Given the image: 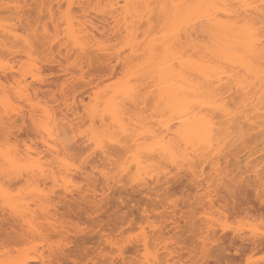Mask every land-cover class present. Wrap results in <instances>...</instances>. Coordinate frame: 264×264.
Listing matches in <instances>:
<instances>
[{"label": "snow or ice", "instance_id": "6c2138e0", "mask_svg": "<svg viewBox=\"0 0 264 264\" xmlns=\"http://www.w3.org/2000/svg\"><path fill=\"white\" fill-rule=\"evenodd\" d=\"M7 7L22 9L26 5ZM96 7L100 5L77 4L75 0H63L58 8L41 3L27 31L15 33L16 42L5 45L0 54V77L6 78L0 79V203L13 214L24 216L30 231L29 236L15 242V247L7 236L4 238L0 264H29L28 258L39 251L35 240H52L49 253L53 258L45 264H165L151 243L150 229L156 225L147 209L139 224L127 207L119 210L123 219L115 217L101 224L98 217L115 188L146 189L149 176L171 174L179 178L185 173H190L194 182L198 179L201 186L209 183L207 190L198 193L200 199L193 201L192 208L186 206L192 217L200 213L192 221L200 229L196 255L176 264H264V164L254 174L227 178L220 171L209 174L207 167H201L206 161L215 165L218 125L223 128L247 120L257 103V111L264 109V0L231 6L224 38L208 45L212 53L209 59H197L190 47L183 46V36L196 22L207 21L215 31L217 10L223 6L210 0H161L154 4L125 0L113 5L135 9L142 20L147 17L144 38L137 36L143 49L137 59L155 85H148L155 100L151 110L138 98L147 89H137L128 73L116 81L118 92L103 90L102 96L98 92L82 106L74 99V93L83 87L80 81L85 79L83 68L77 70L80 53L87 54L89 46L80 25V10ZM128 15L125 13V23ZM93 46L112 51L103 39ZM128 47L123 42L117 50ZM186 67L191 69L190 79ZM53 76L60 79L53 82ZM230 96H239V101L229 103ZM261 117L264 123V111ZM32 133L35 138L29 146L27 137ZM37 140L44 145L39 151ZM125 177L126 182L121 183ZM217 185L231 192L230 201L235 197L241 204H247L242 196L254 192L261 204L260 215L249 217L223 205L205 203L206 199L215 200L213 189ZM57 195L73 201L84 197L81 203L89 213V223L76 227L97 233L101 239L87 259L79 255L59 259L72 245L48 236L43 228L40 213L51 207ZM175 204L167 199L166 207L171 211ZM225 233L232 237V248L221 247L224 241L219 237ZM250 246L258 247L260 254L249 252ZM132 247H136L137 256L129 259L126 250ZM233 250L236 259H211L213 253L223 251L231 257ZM167 264H173L172 260Z\"/></svg>", "mask_w": 264, "mask_h": 264}, {"label": "bare ground", "instance_id": "6f19581e", "mask_svg": "<svg viewBox=\"0 0 264 264\" xmlns=\"http://www.w3.org/2000/svg\"><path fill=\"white\" fill-rule=\"evenodd\" d=\"M9 1V0H8ZM24 1H26V0H24ZM23 1V2H24ZM33 2H34V4H32L31 5V8H33V9H35L36 7H32L33 5H39V4H41V3H45V2H50L49 4H53L54 3V5L55 4H61L62 2H63V0H53V3H51L52 2V0H47V1H45V0H32ZM59 1H61V2H59ZM28 3H30V0H28L27 1ZM27 2H24V4L26 5V7H27ZM56 2V3H55ZM75 2L77 3V4H84V5H89V4H96V5H100V7H96L95 9H93L92 8V13H90L91 11L89 10V12H87L88 10H86V9H88V8H85V9H81L80 10V13H82L81 15L83 16V20L82 21H80V25H81V27H83V29H84V31H85V39L87 40V42H88V48H87V50H86V53L87 54H85V53H80V57H81V64L80 65H78L77 66V70L78 71H80V69H81V67L83 68V71L81 72V75L83 76V77H85V78H89L91 75L90 74H93V73H91L90 71H91V67H92V64H94V63H97L98 61H101L103 58L105 59V60H107V62H108V64H110V60L112 59H114L113 61H116L118 64H117V68L118 69H120V71H118V73L120 74V75H118V73L116 74L115 72H117V68L116 69H114V67L112 68V66H110V65H108V66H110L109 68H108V70H116V71H111V72H113V73H115L116 75H114V74H112L111 72H109L108 73V71L106 70L105 72H103V74H110V75H105V77L107 76V77H109L111 80H113L112 79V77H114V76H116V77H118V78H115L116 79V81H119L120 80V78H121V76H123L125 73H128V75H129V77L133 80V81H135V87L137 88V89H141V90H144V89H147L146 91H142V93L140 94V96L138 97L139 98V100H140V103L143 105V104H147L148 105V107H149V110H151V108L154 106V104H155V100L153 99V97L150 95V92H151V88H149L148 87V85H150V84H152V76L148 73V72H145L143 69H141L140 68V64L142 63V61L141 60H139V59H137V53L138 52H143V49L140 47V44H139V41L137 40V36L142 40L143 38H144V33L148 30L147 29V27H146V25H147V17H145L143 20L140 18V17H138V16H136L135 15V9H132V10H127V9H119V8H114L113 7V5H118V4H121V3H123V2H125V0H75ZM127 2H129V3H145V4H147V3H159V2H161V0H127ZM210 2H212V3H215V4H217V5H220V6H223V7H221V8H219L218 10H217V15H216V21H215V23H214V26H215V31L213 30V25H210L207 21H203V22H196V23H194L192 26H191V28L184 34V36H183V42H184V44H183V46L185 47V48H191V53L197 58V59H200V58H203V59H209L210 57H211V55H212V53H211V50H210V48L208 47V45H210V43L213 41V40H215L217 43H219L223 38H224V29L226 28V26H227V24H228V19H227V17H228V13L229 12H231V11H233V9H232V5H237V4H240V3H242V2H245V0H210ZM248 2H253V3H258L259 2V0H248ZM2 3V4H1ZM4 3V1L3 2H1L0 1V6H2V7H4V4L6 5L7 4V2L5 1V3ZM8 3H10V2H8ZM16 3V2H15ZM14 3V4H15ZM27 3V4H26ZM11 4V3H10ZM18 4V3H17ZM31 4V3H30ZM9 5V4H8ZM23 8L24 10H26L27 8ZM29 4H28V11H29ZM57 8H58V5L56 6ZM6 8H8V7H6ZM6 8H3L4 10L6 9ZM2 9V12H3V14H4V10ZM11 9V8H10ZM23 9H21V10H23ZM32 9V10H33ZM91 9V8H90ZM6 10H8L10 13H12L11 12V10H9V8L8 9H6ZM6 10H5V12H6ZM15 10H17L16 8H14V11ZM21 10L19 9V11L21 12ZM22 11L24 14H22V12H21V15H20V13H19V11H18V13H17V11H16V14H17V17H18V19H15V17H12V15H14L13 13L11 14V15H9V13H5V14H8V16L7 17H5L4 18V16H3V14L1 15L0 14V18L1 17H3V18H1L0 20V22H1V25H0V36L1 35H3L4 33H5V36H6V38L8 37L9 39H11V40H9V39H7L8 40V42L9 41H11L12 43H10L11 45L12 44H14L15 42H16V36H15V30H16V28H20V27H24L25 26V28L26 29H28L27 27L29 26V24H30V22L32 21V18H34L35 17V15H37V14H35L34 15V17H31L32 15H33V12L34 11H32L31 9V11H32V13H31V11ZM12 11H13V9H12ZM13 11V12H14ZM36 11H37V8H36ZM253 12H254V10H252ZM83 12H84V14H83ZM85 12H87V15H86V13ZM93 12L95 13V17L96 16H100L99 17V19H98V17H97V19L98 20H96V18H92L93 17ZM27 15H26V14ZM28 13H31V16L28 14ZM37 13V12H36ZM88 13H90V14H92V15H90V17L88 16L89 14ZM125 13H129V15H128V17H127V22L125 23V19H124V17H125ZM254 14H256V13H254ZM28 16L27 18L29 19V21L26 23V21H25V23H26V25H24V23L23 24H20L19 25V23H22V22H24V17H23V21H22V19L21 20H19L20 18H22V17H20V16ZM9 16H11V18L9 17ZM16 16V15H15ZM26 16H25V19H27L26 18ZM92 16V17H91ZM9 17V18H8ZM15 19V22L16 21H18L19 23H18V25L17 26H20V27H17V26H12V25H15V24H13L14 23V21H13V23H11L10 24V22H9V24L7 23V21L10 19L11 21L13 20V19ZM36 18V17H35ZM3 19H4V21H3ZM6 19V20H5ZM108 19V20H107ZM78 20H79V17H78ZM111 22H110V21ZM6 21V22H5ZM22 21V22H21ZM33 21H34V19H33ZM96 21H98V22H96ZM117 21H119V23L117 22ZM2 22H4V24L6 25V23H7V25L6 26H3V27H1L2 25H3V23ZM108 22V23H107ZM29 23V24H28ZM7 26H9V28L8 29H6L7 28ZM10 26H12V27H14V29L12 28V27H10ZM16 27V28H15ZM11 28V29H10ZM108 28H109V31L108 32H110V34H113L114 33V37H112L113 39L114 38H116L117 37V39L118 40H120V41H118V42H120V43H118V45H120V44H122L123 42H127L128 44H129V47L128 48H119V50H117L116 48H117V39H116V45H114V43L115 42H113V45L116 47V48H114V49H116V50H112L113 52H106V51H100V50H97L93 45H94V42L95 41H97V40H99L98 38H97V35H99V37H100V35H101V38L100 39H102V37H103V40H105V38L108 36V32L107 31H105V30H108ZM23 28H21L20 30H22ZM19 30V29H18ZM17 30V31H18ZM111 30V31H110ZM17 31H16V33H17ZM24 31H25V29H23V31H22V34L24 33ZM27 31V30H26ZM3 32V33H2ZM18 32H21V31H18ZM104 32V34L106 33L107 34V36L106 35H104V34H102ZM112 32V33H111ZM21 34V33H20ZM104 35V36H103ZM4 35H3V37L1 36V38H0V45H2V48H4V46L6 45L4 42H2L3 40H4V37H5ZM106 36V37H105ZM107 39V38H106ZM13 40V41H12ZM6 41V40H5ZM111 41V42H110ZM109 41V39H108V41H106V42H110V43H112V41L113 40H110ZM105 42V41H104ZM3 43V44H2ZM6 43H7V41H6ZM9 43H7V45H10ZM110 43H107V44H109L110 46H113L112 44H110ZM5 44V45H4ZM119 47V46H118ZM93 49V50H92ZM95 49V50H94ZM112 49V48H111ZM1 50V49H0ZM91 50V51H90ZM218 50V49H217ZM3 51L4 50H2V52L1 53H3ZM65 54H67V53H65ZM100 54H103L102 55V57H101V55ZM108 56H107V55ZM103 56H105V57H103ZM111 56V57H110ZM93 57H98V58H100L101 60H99L98 59V61H95V60H97V58H93ZM107 57V58H106ZM95 59V60H94ZM94 60V61H93ZM111 60V61H112ZM17 62V61H16ZM93 62V63H92ZM18 63H19V61H18ZM17 63V64H18ZM87 65V67H89V66H91L90 67V71L89 72H86V73H89L88 75H86V74H84L83 72H84V70L85 71H87V69L88 68H86V66L85 65ZM97 64H100V62L99 63H97ZM97 64H94V65H97ZM104 64H105V62H104ZM103 64V65H104ZM107 64V63H106ZM102 65V64H101ZM119 66V67H118ZM85 68V69H84ZM94 68V67H93ZM110 68H112V69H110ZM130 69H131V71H130ZM177 71H180V69L178 68L177 69ZM185 71H187V72H189V79H190V77H191V69H189V68H185ZM100 73V72H99ZM86 75V76H85ZM88 76V77H87ZM93 76H95L94 74H93ZM120 76V77H119ZM92 77V76H91ZM100 77H101V74H100ZM105 77H101V79L99 80V78H98V80L99 81H101L100 83L102 84L105 80V82L107 83L108 81V83H110L111 81H110V79L108 78V81H107V77L105 78ZM93 78V77H92ZM0 79H2L1 77H0ZM4 79V78H3ZM6 79V78H5ZM90 79V78H89ZM105 79V80H104ZM225 79H227V77H225ZM88 79H86V82H85V80L84 81H82L83 83H81V84H84L83 85V88H84V90L82 91L83 92V94L82 93H78V92H76V93H74L75 95H76V99L78 98L77 97V95H82V97H83V95H85V94H89V92L91 93L92 91V95H88L87 97H89V99L87 100L88 102H90V101H92L93 100V97H95L96 95H97V91H99V88L97 87V91L95 90V92H94V90L92 89V91L90 90L91 89V85H92V87H95V86H93L94 85V79H91L90 81H87ZM104 80V81H103ZM116 81L115 80H113V82H112V84L110 83V85H108L107 84V87L105 86L106 84H105V82L103 83V84H105V85H101L100 83L99 84H97L96 86H99V85H101V87H100V91H99V93L101 94V96L103 95V89L104 90H110V91H113L114 93L115 92H118V90H119V88H120V85L119 84H117L116 83ZM90 82L91 83H93V84H90ZM115 82V83H114ZM88 83V84H87ZM217 83H219V78H217ZM85 85H88L87 87L88 88H90L88 91H85V89H88ZM89 85H90V87H89ZM109 86V87H108ZM86 87V88H85ZM103 87V88H102ZM106 87V88H105ZM152 87H155V85L154 84H152ZM82 88V89H83ZM79 89H81V88H79ZM78 90V89H77ZM229 90H231V89H229ZM84 92H87V93H84ZM74 95V96H75ZM79 95V97H81ZM257 96H258V93H257ZM75 98V97H74ZM82 98H80V104H81V102H83V100H81ZM227 99H228V101H229V103H233L234 101H236V102H238L239 101V96H230V97H227ZM87 102V103H88ZM84 103H86V101L84 102ZM82 105H83V103H82ZM81 105V106H82ZM258 108H260V105L257 103L256 104V106H255V108H252L251 109V113L249 114V118L247 119V120H239V121H236L235 123H233V124H230V125H224L223 126V128H221L219 125L217 126V132L219 133L218 134V136L216 137V142H217V144H218V151H217V154H216V156H215V165H213L212 163H210V162H208V161H206L205 163L206 164H204V166L206 167V166H209L210 164H212L211 166H209V168L210 167H212V168H210L211 170L209 171V172H214V170H216V171H218L219 170V166H220V172H222V176H224L223 175V173H224V171H225V173H227V176L225 177V178H227V177H229L232 173L234 174H236L237 175V171L239 172L238 173V176H239V174L242 172V174L241 175H244V174H247V173H252L253 171L252 170H254L253 168H251V165H252V167L254 166V164L256 163V162H258L259 161V159H262V157H264V152H263V154H262V157L260 158H258L257 156H260L261 155V153H259V151L260 152H262V151H264V123H262V117H261V112L262 111H264V109H261V111H257L256 109H258ZM253 116H254V119H253ZM253 134H255V137L253 136ZM33 135H35V133L33 134ZM33 137H35V136H33ZM250 137H252V139L254 140V138H256V142L260 139V141H258V144L257 143H255L254 141V143H255V146L254 147H257V152H253V151H251L252 149L254 150L255 148H253L252 146H253V142H249V140L251 139ZM254 137V138H253ZM248 138H250V139H248ZM32 141H33V139H32ZM31 141V142H32ZM30 142V143H31ZM244 142H246V143H244ZM260 142V143H259ZM261 142H262V144H261ZM39 141L37 140V142H36V144L37 145H39ZM244 143V144H243ZM248 143H253V144H251V146H250V149L251 150H249V146L248 145H250V144H248ZM33 144V143H32ZM256 144H257V146H256ZM259 144H261V145H263V146H261V147H258V145ZM242 145H247L246 146V148H244L243 149V147H241ZM29 146H31L30 144H29ZM260 146V145H259ZM40 149H42L43 147H44V145L42 144V143H40ZM237 147H239V149H240V147H241V150H240V152H239V149L237 148ZM37 148H39V146L37 147ZM261 149V150H260ZM38 150V149H37ZM235 150H237L238 151V154L240 153V154H245V152H246V154L245 155H243V156H241L240 154L238 155V159L237 158H234L232 155H234L233 153L235 152ZM246 150V151H245ZM250 151V152H253V153H250L251 155H249V153L247 152V151ZM39 151V150H38ZM242 151L244 152V153H242ZM254 151H256V150H254ZM258 154L259 153V155H255V154ZM230 154H232L231 156L233 157H231L230 158V156H228V155H230ZM255 155V157H254V155ZM246 155H249L251 158H253L254 157V159H248L247 160V157H246ZM252 155H253V157H252ZM244 157L243 158V160H245V158H246V161H241V159L242 158H240V162H239V157ZM223 157V158H222ZM235 157H237V152H236V156ZM250 157H248V158H250ZM256 157L258 158L257 160H256ZM221 158V159H220ZM225 158H227L226 160H223V159H225ZM228 158H230V159H232L231 161H233V162H231V161H229V159ZM219 159V160H218ZM221 160H223V163H221L222 165H220L219 163L220 162H222ZM235 160V161H234ZM254 160V161H253ZM263 160V159H262ZM220 161V162H219ZM225 161L227 162H231V164L229 165H227V163L225 164ZM237 161V162H236ZM250 161L251 162H254V164L252 163H250ZM240 163V166H238V165H235V163ZM250 163L251 165H249V163H248V165L246 166L245 165V163ZM261 164H262V161H259ZM258 162V163H259ZM209 165H208V164ZM216 163H218V164H216ZM242 163H244V164H242ZM257 163V164H258ZM263 163H264V160H263ZM233 164V165H232ZM241 164L246 168L247 167V169H242V168H244L243 166L241 167ZM257 164H255V166L257 165ZM261 164H259V165H257L258 166V169H257V167L255 168V166H254V168L255 169H257V170H254V171H258L260 168V166H261ZM223 165H225V166H223ZM235 165V166H234ZM203 166V165H202ZM203 166V167H204ZM221 166H222V168H221ZM230 166H232V168H233V170L230 168ZM237 166V168H234V167H236ZM248 166L250 167V169H248ZM214 167H216V168H214ZM226 167V168H225ZM228 167H229V170H228ZM241 169H240V168ZM208 168V167H207ZM224 168L226 169V170H224ZM239 168V169H238ZM227 170H228V172H227ZM232 170V171H231ZM234 170H236V172H234ZM239 170H241V171H239ZM245 171V172H244ZM247 171V172H246ZM248 171H250V172H248ZM230 172V173H229ZM256 172H253V173H256ZM228 174H229V176H228ZM231 175V176H236V175ZM184 175H187V174H184ZM190 175V179L189 178H185L186 180V182L187 183H189L190 184V186H192L193 188H195L194 190L197 192V194H198V192H200V190L203 192V191H205V190H207V188H208V181H206V183H205V186L203 187V186H201V183H200V181L197 179L195 182L193 181V177L191 176V174H189ZM171 177V180L173 179L172 178V175H168L167 177H161V180H160V177H156V178H153V177H151V176H149L148 177V181L150 182V181H152V182H150V183H152V185H153V181L155 180V185H157L163 192H164V194H163V196H165L166 197V200L167 199H172V200H174V201H176V204H175V207L171 210V211H169V209H168V207H166V204L164 205V203H166V200L164 199V200H160V202H158L157 200V202L159 203V208L161 207L163 210L162 211H160V212H157V213H159V215H162V216H164V217H166L167 219H166V221H165V227H161V228H159L158 230H156V232H154V233H156V235L154 234V235H152L154 238H152V236H151V238H152V240H154L155 241V238L156 239H162L161 238V236L164 238V233L166 232V230L171 226V228L170 229H168L167 230V233H168V235H170L171 236V233L170 232H174V231H178V229L180 228V225H179V219H181V220H187V217H185V218H182V216L180 217H178L177 215V213H176V211L179 209L178 208V203H177V200H175V193H174V191L176 192V189H178V187H181V185H183V178H184V176L183 177H180V178H176V177H174V179L172 180V181H174L175 180V178H176V181H174V182H170V181H168V178H170ZM165 180V179H167V180H163V179ZM127 180V178L125 177V178H122V180H121V183H125V181ZM161 181V182H160ZM162 181H164V182H162ZM148 182V183H149ZM13 183L14 184H16V185H18L17 187H21L22 186V184L20 183V182H18V181H13ZM23 183H27V180H25ZM49 183V185H50V181L48 182ZM148 184L147 185V188L148 189H150V187H149V185H151V184ZM218 186H220V185H217V186H215L214 187V189H213V193H214V195H213V197H217L218 195H219V191H220V193L222 192L221 190H219V189H221V187H223L224 188V191L226 190V192H224V193H228L227 191H228V189L227 188H225V186H221V187H218ZM40 187L41 188H44V183H41L40 184ZM129 186H125L124 188H121V189H125V190H127V188H128ZM183 187V186H182ZM203 187V188H202ZM216 187L218 188V190L216 189ZM120 187H118V189H119ZM131 188V187H130ZM121 189H119V190H121ZM138 189H141V188H138ZM203 189V190H202ZM160 190V191H161ZM216 190L218 191L217 192V194H215L216 193ZM57 191H59L60 192V189L59 188H57ZM133 191V190H132ZM136 191H138L137 189H136ZM58 192V193H59ZM134 192V191H133ZM161 193V192H160ZM159 194V192H157L156 193V198H159L160 196H161V194H160V196L158 195ZM228 194H230V193H228ZM68 195H70V194H65V196H68ZM216 195V196H215ZM157 196H159V197H157ZM122 197V196H121ZM121 197H119V198H121ZM123 198V197H122ZM199 199H200V197H198ZM197 198V199H198ZM159 199H161V197L159 198ZM198 199V200H199ZM220 198H219V196H218V199H215V200H219ZM241 199H243V200H245V201H247V204H241L240 203V200L238 201V202H234V206H233V209L234 208H239V210H241V207H242V210L241 211H250V212H253V211H256L257 209H256V207L252 204V201L250 200V199H248L247 197H246V195L245 196H242L241 197ZM82 200H84V197L83 196H81L80 197V199L79 200H76V201H73V200H71V199H63V198H61L60 196H57V197H55L53 200H52V204H51V207H49L48 209H47V211L46 212H43V213H40V215L43 217V220H44V222H43V228H44V230H45V232H46V234L48 235V236H51V234H52V236H53V234L55 233L56 235H59L58 237H62L63 238V240H65L67 243H69V244H71V242H72V240L73 239H75L76 241H78L79 239H80V236L83 234V231H80L76 226H74L75 227V231L74 232H72V230H69L67 227H65V226H63V227H58V226H61V221H59L56 217H58V210H57V207H58V205L59 204H63V205H65V206H67L66 208H68V209H71L72 208V206H75V207H77V208H81V201ZM120 200H122V199H120ZM123 200L125 201L126 199L125 198H123ZM215 200H213V201H209V200H205L206 201V203H214L215 202ZM204 201V202H205ZM219 201H223V200H219ZM156 202V203H157ZM225 202V201H224ZM130 203H132V204H134L135 202H130ZM188 203V202H187ZM216 203L218 204V202L216 201ZM215 203V204H216ZM219 203H221V202H219ZM258 203H259V205H261L260 204V202L258 201ZM121 204V203H120ZM128 205V202L126 203V201H125V203L124 204H121L124 208L125 207H127V208H130V207H132L133 205ZM189 205H192L191 203H188ZM156 205H158V204H156ZM225 205H226V207H227V205H230V204H228L227 202H225ZM244 205V206H243ZM90 206V205H89ZM232 206V205H231ZM25 207H27V205H25ZM32 207H35V205H33ZM190 208H191V206H189ZM244 208V209H243ZM53 209H55L56 210V213L54 214V213H52L53 211ZM103 209V207H101L100 208V211ZM0 210L2 211H0L1 213H3L2 214V216H0V230H2L1 228H2V226L4 225H2V220L4 219L5 220V222H7V223H9V224H12V226H13V224H14V226H13V229H12V232L11 233H13V230L15 231L14 233H13V240H18V239H21V238H23V237H25V236H29L30 235V231H29V224L28 223H26L25 222V218H24V216H17V215H15V214H13L12 213V211L10 210V209H6L5 207H4V205H3V203H0ZM180 210V209H179ZM238 210V209H237ZM238 210V211H239ZM72 212H74V210H70V213H72ZM75 214H77L76 212H75ZM1 215V214H0ZM78 216V215H77ZM111 217V216H110ZM110 217H108V218H110ZM116 217H118V218H120V219H123V216L122 215H117ZM2 218V219H1ZM6 218V219H5ZM8 218V219H7ZM29 219H31V217H29ZM55 219V220H54ZM4 220H3V222H4ZM59 221L58 222V225L56 226V221ZM109 220H113V219H108L107 221H109ZM8 221H10V222H8ZM54 221H55V223H54ZM39 222V221H38ZM68 223H71V221L70 222H68ZM105 223V222H104ZM103 223V224H104ZM16 225V226H15ZM62 225H64L63 223H62ZM196 224L194 223V226H195ZM196 228H197V230L198 231H200V229H198V227L196 226ZM65 229H68L67 231L65 230ZM155 231V230H154ZM176 233V232H175ZM174 233V234H175ZM174 234H172V236L174 235ZM177 234V233H176ZM179 234V233H178ZM177 234V235H178ZM56 235H54V236H56ZM226 235V234H225ZM51 236V237H52ZM171 236V237H172ZM180 236V235H179ZM197 236V235H196ZM196 236L195 235H192L191 236V238H188V240L189 239H192V240H190V241H192L191 243L193 244V242H194V245H195V249L194 250H192V248L190 249V247H191V245H188L189 247H186V246H184L185 248H183V250L182 251H184V250H186L187 251V253H188V256L190 257V259H192L195 255H196V240L199 238H196ZM223 236H224V234H223ZM220 237H222V236H220ZM225 237V236H224ZM227 237V236H226ZM224 238V239H222V238H220V240L221 241H224V244L223 245H221V247L223 248V247H226V248H232V238H231V236L230 237H228V238ZM61 238V239H62ZM85 239H88L87 237H85L84 238V240ZM187 240V241H188ZM195 240V241H194ZM157 241H159V240H157ZM198 241H200V238H199V240H197V242ZM190 243V244H191ZM199 244V243H198ZM194 245H193V247H194ZM187 248H188V250L190 249V251H188L187 250ZM175 249V248H174ZM174 249H169L170 251H172L173 250V252H169L170 253V255L172 254L173 255V253H174ZM181 249V248H180ZM259 248L257 247V248H253V247H249V249H248V251L249 250H251V251H256V250H258ZM192 250V251H191ZM182 251H181V253H182ZM186 251H184V252H186ZM234 251V250H233ZM175 253H177V251H175ZM180 253V254H181ZM176 255V254H175ZM173 256L174 258H176V256ZM178 255H179V253H178ZM64 254L61 256V258L63 259L64 258ZM188 256H185V258L187 257L188 258ZM223 257L225 260H227V259H229V258H232V259H235L236 257H235V252H233L232 253V255H231V257L229 256V253L227 252V251H223V252H216V253H213L212 254V256H211V259H213V260H215V259H218V258H220V257ZM41 257L44 259V256H40V259H41ZM179 257V256H178ZM178 257H177V259H178ZM184 257V256H183ZM51 259H52V257H50ZM59 259H61L60 257H58ZM170 258H172V256L170 257ZM174 258L173 259H171L172 260V262L174 261ZM179 258H181V257H179ZM28 259H30V258H28ZM32 260H34V261H39V259H37V258H31ZM31 259L29 260V261H31ZM35 259H37V260H35ZM43 259H41V260H43ZM51 259H47L46 258V260H51ZM177 259H175L176 261H177ZM182 259V258H181ZM181 259H179V260H181ZM189 259V258H188ZM168 260V259H167ZM185 260V259H184ZM43 261H44V263H43ZM42 261V264H45V259ZM175 261V262H176ZM31 263H32V261H31ZM39 263V262H38ZM165 263H167V261L165 262ZM29 264H30V262H29ZM41 264V263H40ZM175 264V263H174Z\"/></svg>", "mask_w": 264, "mask_h": 264}, {"label": "rangeland", "instance_id": "374dc122", "mask_svg": "<svg viewBox=\"0 0 264 264\" xmlns=\"http://www.w3.org/2000/svg\"><path fill=\"white\" fill-rule=\"evenodd\" d=\"M1 2H3L4 1V3H5V1L7 2V4L5 5L4 3V7H2V6H0V14L2 15L3 14V12H2V9L3 8H6L7 7V5L9 4L10 5V3L11 4H14L15 2V4H23V5H25L24 4V2H27L28 0H26V1H24V0H0ZM24 1V2H23ZM45 1H47V0H45ZM49 1V0H48ZM55 1V0H54ZM57 1V0H56ZM8 2H10V3H8ZM59 2H61V1H59ZM28 3V2H27ZM26 3V4H27ZM31 3V4H30ZM30 3H28L29 4V11H31L33 8H31V5L32 4H34V2L32 1V0H30ZM48 3H50V2H48ZM51 3H53V0H52V2ZM56 3V2H55ZM2 4V3H1ZM28 4H27V9H28ZM53 5H54V3H53ZM58 5V7H59V4L57 3V4H55V6H57ZM32 7H36V5H33ZM25 8V7H24ZM6 9H8V8H6ZM5 9V10H6ZM12 9H13V11H14V8H9V10H11V12L14 14V15H12V17H15V19H18V17H17V14H16V11H17V13H18V11H19V9H17V10H15L14 12L12 11ZM23 9V8H22ZM24 10L25 12L26 11H28V10ZM31 9V10H30ZM4 10V9H3ZM5 10H4V14H3V16H4V18L5 17H7L8 16V14H5V13H9V15H11L12 13H10L8 10H6V12H5ZM21 10V9H20ZM23 10H21V12L23 11ZM86 10H88L87 12H89V10L91 11L92 10V8L90 9V8H88V9H86ZM28 11V12H29ZM32 11H34L33 12V15L31 16V13H32ZM31 11V13H28L31 17H34V15L35 14H37L36 12L38 11H36V8L35 9H33ZM93 11V10H92ZM92 11L90 12V13H92ZM21 12L19 11V13H20V15H21ZM87 12H85L86 13V15H87ZM35 13V14H34ZM90 13H88L89 15V17H90V15H92V14H90ZM22 14H24L23 12H22ZM26 14V13H25ZM80 14H82V13H80ZM83 14H84V12H83ZM93 19L94 18H96V20H98L99 19V17L100 16H96L95 17V13L93 12ZM7 15V16H6ZM16 15V16H15ZM19 15V16H20ZM27 15V14H26ZM25 15V16H26ZM25 16H20V17H22V18H20L19 20H21L22 19V21H23V17H24V22H22V23H19L18 21H16L15 22V19H13L12 21L9 19L8 21H7V23L9 24V22H10V24L11 23H13V21H14V23L13 24H17L18 25V23H19V25L20 24H23L24 23V25H26V23L29 21V17L28 16H26V18L27 19H25ZM37 15H35V17H36ZM10 18H11V16H9ZM8 17V18H9ZM35 17L34 18H32V21H33V19H35ZM97 17H98V19H97ZM1 18H3V17H1ZM0 18V19H1ZM6 20V19H5ZM108 20V19H107ZM1 21V20H0ZM3 21H4V19H3ZM25 21H26V23H25ZM31 21V20H30ZM29 21V22H30ZM110 21V20H109ZM6 22V21H5ZM96 22H98V21H96ZM111 22V21H110ZM3 23V25L1 26V27H3V26H6L7 25V23H6V25L4 24V22H2ZM108 23V22H107ZM9 24V25H10ZM12 25V26H17V25ZM29 24V23H28ZM0 25H1V22H0ZM12 26H10V27H12ZM27 26V25H26ZM17 27H20V26H17ZM29 27V26H28ZM27 27V28H28ZM4 28V27H3ZM9 28V26H7V28L6 29H8ZM13 29H14V27H12ZM16 28V27H15ZM21 28H23V29H25V31L27 30L26 28H25V26L24 27H20V28H16V30H15V33H16V31L18 30V31H21V32H18L17 31V33H21L22 34V31H23V29L22 30H20ZM11 29V28H10ZM1 30V29H0ZM24 31V32H25ZM105 31H109V28H108V30H105ZM111 31V30H110ZM106 32V33H107ZM3 33V32H2ZM104 34V32L102 33V34H104V35H106L107 36V34ZM112 33V32H111ZM1 34V33H0ZM4 36H5V33L3 34ZM3 35H1L2 37H3ZM103 35V36H104ZM1 36H0V38H1ZM105 36V37H106ZM115 35H114V33L113 34H110V32H108V36L105 38V40H103V41H108V39H109V41L110 40H113L112 41V43H110V42H106V43H110V44H112L113 45V42H115L114 43V45H116V39H117V37L116 38H112V37H114ZM97 38L99 39V40H101L100 38H101V35H100V37H99V35H97ZM7 39H9L8 37L6 38V36L4 37V40L2 41V42H4L6 45H7V43H12L11 41H9L8 42V40ZM102 39H103V37H102ZM2 40V39H1ZM0 40V41H1ZM7 41V43H6V41ZM9 40H11V39H9ZM13 41V40H12ZM118 41H120V40H118L117 39V45H118V43H120V42H118ZM9 43V44H10ZM3 44V43H2ZM4 44V45H5ZM11 45V44H10ZM111 46V48H112V50H116V49H118V46H117V48L115 47V46ZM114 48H116V49H114ZM0 51L2 52V50H4V48H2V45H0ZM93 50V49H92ZM95 50V49H94ZM60 51V49L58 48L57 49V52H59ZM91 51V50H90ZM0 52V54H2ZM4 52V51H3ZM111 52H113V51H111ZM101 55V57H102V55L103 54H100ZM107 55V54H106ZM108 56V55H107ZM103 57H105V56H103ZM111 57V56H110ZM93 58H97V60H95V61H98V59L99 60H101L100 58H98V57H93ZM107 58V57H106ZM93 60V61H94ZM112 60V59H111ZM110 60V64H108V62H107V60H105L104 58L101 60V61H98L97 63H99L100 62V64H97V63H94V64H97V65H94V64H92V67L91 66H89V67H87V65H85L86 66V68H88L87 69V71H85L84 70V74H86V75H88L89 73H86V72H89L90 70V67H91V73H93L95 76H93V74H90L91 76L89 77V78H85V79H83V80H81L80 81V83H83L82 81H84L85 80V82H86V79H88L87 81H90L91 79H94V85L93 86H95V87H92V85H91V89L90 88H88L87 86L88 85H85L88 89H85V91H88L89 89L92 91V89L94 90V92H95V90L97 91V87L99 88V91H100V87H101V85L106 81L105 79V81L101 84L100 82L101 81H99L100 79H101V77H105V75H110L111 73L112 74H114V75H116L117 73H118V71H120V69H118L117 68V62L116 61H111ZM18 61L19 60H17V62L16 63H18ZM104 62H105V64H104ZM93 63V62H92ZM107 63V64H106ZM19 64V63H18ZM102 64V65H101ZM104 64V65H103ZM108 65H110V66H112V68L114 67V69H118L117 70V72H115V73H113V72H111V71H113V70H108V68L110 67V66H108ZM119 65V64H118ZM46 67H48L49 69H51V68H53L54 67V65H46ZM94 67V68H93ZM116 67V68H115ZM119 67V66H118ZM112 68H110V69H112ZM85 69V68H84ZM108 71V73L109 72H111L110 74H103V72H105V71ZM59 71V69L57 68V72ZM114 71H116V70H114ZM100 72V73H99ZM120 73V72H119ZM118 73V75H120ZM100 74H101V77H100ZM45 75H48V73H45ZM85 75V76H86ZM89 76V75H88ZM87 76V77H88ZM106 76V77H107ZM111 76V75H110ZM109 76V77H110ZM117 76V75H116ZM116 76H114V77H112V79L113 80H115L116 81V79L115 78H118V77H116ZM105 77V78H106ZM109 77H107V81H108V78ZM120 77V76H119ZM2 79H3V77H1ZM98 78H99V80H98ZM111 78V77H110ZM109 78V79H110ZM5 79V78H4ZM52 79H53V82H55L56 80H58V79H60V77L59 76H53L52 77ZM102 80V79H101ZM113 80H111L110 79V83L112 84V82H113ZM92 81V80H91ZM109 82V81H108ZM106 83L105 82V84H103V85H105L106 87H107V84L108 85H110V83ZM101 84V85H99V86H96L97 84ZM115 83V82H114ZM88 84V83H87ZM90 84H93V83H91L90 82ZM84 85V84H83ZM102 85V86H103ZM85 87V88H86ZM89 87H90V85H89ZM104 87V86H103ZM102 87V88H103ZM105 87V88H106ZM109 87V86H108ZM83 88V87H82ZM78 89L77 90V92L78 93H82L83 94V90H84V88L83 89ZM104 90V89H103ZM99 91H97V92H99ZM93 92V91H92ZM92 92L90 93L89 92V94L88 95H92ZM84 93H87V92H84ZM75 95V94H74ZM80 95V94H79ZM79 95H77V100L79 101V103H80V98H82L81 100H83V102H81V105H82V103L83 104H85L84 102L86 101V103L88 102L87 100L89 99V97H87L88 95L87 94H85V95H83V97H82V95H80L81 97H79ZM75 98L74 99H76V95L74 96ZM34 133H32V136H29V137H27V142H28V145L30 144L31 146H32V143L34 142V138L35 137H33V136H35V135H33ZM253 136L255 137V134H253ZM253 137V138H254ZM251 138V139H250ZM250 138H248V139H250L249 140V142H253L254 140V142L255 143H257L258 144V141H260V139L256 142V138H254V140L252 139V137H250ZM32 139H33V141H32ZM32 141V142H31ZM31 142V143H30ZM37 142V141H36ZM253 142V143H254ZM21 143H23V139L21 140ZM244 143H246V142H244ZM243 143V144H244ZM253 143H248V144H250V145H248L249 146V150H251L250 149V146H251V144H253ZM255 143L253 144V148H255L254 150H256V151H254L253 149L251 150V151H253V152H257V147H254L255 146ZM260 143V142H259ZM247 144V143H246ZM257 144H256V146H257ZM261 144H262V142H261ZM261 144H259L258 145V147H261V146H263V145H261ZM39 146V148H37L38 150L41 148L40 147V143H39V145H37V147ZM246 146L247 145H242L241 147H243V149L244 148H246ZM247 146V147H248ZM241 147H240V149H239V147H237L238 149H239V152H240V150H241ZM264 147V146H263ZM247 149V148H246ZM247 151L248 153L250 152V151ZM261 150V149H260ZM246 151V150H245ZM244 151V152H245ZM236 152H237V157H235L236 156ZM243 151H242V153H244ZM253 152H250V153H253ZM263 152L264 151H262V152H260L259 151V153H261V155L260 156H257L258 158L260 157H262V154H263ZM249 153V155H251ZM259 153L257 154H255V155H259ZM234 155H232V154H230V155H228V156H230V158L233 156L234 158H237L238 159V155L240 154H238V151L237 150H235V152L233 153ZM245 154H246V152H245ZM245 154H240L241 156H243V155H245ZM232 155V156H231ZM249 155H246V157H247V160L248 159H254V157H255V155H254V157H253V155H252V157L253 158H251ZM239 157V162H240V158H242L241 159V161L243 160V158L244 157ZM232 157V158H233ZM248 157H250V158H248ZM256 157V160L258 159ZM223 158V157H222ZM230 158H228L229 159V161H231L232 159H230ZM221 159V158H220ZM227 158H225V159H223V160H226ZM219 160V159H218ZM223 160H221L222 162H220L219 164L220 165H222L221 163H223ZM255 160V159H254ZM253 160V161H254ZM264 160V159H263ZM263 160L262 159H259V161H262V164H264L263 163ZM235 161V160H234ZM243 161H246V158H245V160H243ZM242 161V162H243ZM249 161V160H248ZM258 161V160H257ZM258 161V162H259ZM208 162H210L211 163V161H208ZM228 162V161H227ZM226 161H225V164L227 163ZM231 162H233V161H231ZM231 162H228L227 163V165L230 163L231 164ZM237 162V161H236ZM235 163V165H238V166H240V163ZM247 162V161H246ZM258 162H256L255 164H257ZM209 163V164H210ZM245 163V162H244ZM244 163H242V164H244ZM249 163V162H248ZM248 163H245V165L247 164L248 165ZM250 163L252 164H254V162H251L250 161ZM249 163V165H251ZM206 164V163H205ZM208 164V163H207ZM208 164V165H209ZM216 164H218V163H216ZM218 164V165H219ZM229 164V165H230ZM241 164V167L243 166ZM255 164H254V166H255ZM259 164H261L260 162L257 164V165H259ZM261 164V165H262ZM212 164H210L209 166H211ZM233 165V164H232ZM234 165V166H235ZM244 165V166H245ZM246 165V166H247ZM255 166V168L257 167V169H258V166ZM204 166V165H203ZM203 166H201L202 168H203ZM209 166H206V167H208L207 168V170H208V173L209 174H211V172H209L211 169L210 168H212V167H210L209 168ZM216 166V165H215ZM223 166H225V165H223ZM243 166V167H244ZM254 166L252 167V165H251V168H253L254 170H257V169H255L254 168ZM205 167V166H204ZM261 167V166H260ZM259 167V168H260ZM214 168H216V167H214ZM219 168V170H220V166L218 167ZM221 168H222V166H221ZM226 168V167H225ZM224 168V170H226ZM230 168L233 170V168H232V166H230ZM234 168H237V166L236 167H234ZM240 168V167H239ZM238 168V169H239ZM213 169V168H212ZM241 169V168H240ZM243 170L244 169H247V167L245 168H242ZM248 169H250V167L248 166ZM218 170V171H219ZM228 170H229V167H228ZM228 170H227V172H228ZM231 170V171H232ZM254 170H252L253 172H256V171H254ZM212 171V170H211ZM216 170H214V172H215ZM239 171H241V170H239ZM234 172H236V170H234ZM245 172V171H244ZM247 172V171H246ZM248 172H250V171H248ZM252 172V173H253ZM213 173V172H212ZM230 173V172H229ZM238 171H237V175L234 173H232L233 175H236V176H238ZM251 173V172H250ZM185 174H187V175H182V176H180V177H183L184 176V178H183V185H181V187H178V189H176V192L174 191V193L176 194L175 195V200H177V203H178V208L180 209H178L177 211H176V213L178 214L177 216L179 217H181L182 216V218H185V217H187V220L185 221H183V220H181V219H179V225H180V228L178 229V231L176 230V231H174L173 233L172 232H170L171 233V236H172V234H174L175 232L178 234H174L172 237L170 236V235H168V233H167V230L168 229H170L171 228V226L166 230V232L163 234L164 235V238L161 236V238L162 239H156L155 238V241L154 240H152V238H154L152 235H156V233H154V232H156V230H158L159 228H161V227H165V221H166V217H164V216H162V215H159V213H157V212H160V211H162L163 209L160 207L159 208V203L158 202H160V200H166V197L165 196H163V194H164V192L161 190V191H157V189H160L157 185H155V187H153V185H152V183H150V182H152V181H148L151 185H149V187H150V189H148V188H141V189H137L138 191H132V188H130V187H128L127 188V190H125V189H121V188H119V189H121V190H119L118 189V187L117 188H115L114 190H113V195H112V197H111V199L110 200H107V201H105L104 202V205H103V209L100 211V214H99V217H98V221H99V223H101V224H103L104 222H106L108 219H113V218H115L117 215L119 216V215H121V213H120V209H124V207L120 204V199H123V198H125L126 200V203L128 202V205H131L132 203H130V202H135L134 204H132V205H135V207L133 208V206L132 207H130V208H127V210L129 211V212H131L132 213V216H134L135 218H136V222H137V224H139V220L140 219H142L143 218V216H144V212H145V209H147L148 210V212L151 214V216H152V218H153V220H154V222H155V225H156V227L155 228H153V229H150V232H151V236H152V238H151V243H152V246L154 247V248H158L159 249V258L160 259H162V260H164L165 262L166 261H168L169 259H173L174 257V255L176 256V258H174V261H173V264L175 263L176 264V262L177 261H179V259H185V260H188V258L190 259V257L188 256V253H187V251L186 250H184V251H186V252H184V251H182L183 250V248H185L184 246H186L189 242L191 243L193 240L192 239H189L188 240V238H191V236L192 235H197L196 236V238H198L199 237V235H198V233H199V231L197 230V228H196V226L197 225H195L194 226V223L192 222V221H195V220H197L198 218H199V215H200V213L199 212H197V214H196V216L195 217H192L191 216V213L189 212V211H187L186 210V206H187V209H191L192 208V205H189L188 203H193V201H196V200H198L199 198L198 197H200L198 194H197V192L194 190L195 188H193L192 186H190V184L189 183H187L186 181V179L187 178H191L190 177V173H185ZM221 174H222V172H221ZM225 174V175H224ZM231 174V175H232ZM242 174V172L239 174V175H241ZM254 174V173H253ZM171 175V174H170ZM223 175L226 177L227 176V173H225V171H224V173H223ZM230 175V176H231ZM228 176H229V174H228ZM179 177V178H180ZM172 178L174 179V177L172 176ZM177 178V177H176ZM176 178H175V180L174 181H176ZM186 178V179H185ZM163 179V178H162ZM172 179V180H173ZM178 179V178H177ZM160 180H161V177H160ZM164 180V179H163ZM165 180H167V179H165ZM164 180V181H165ZM171 180V177L170 178H168V181H172ZM186 180V181H185ZM125 181V180H124ZM164 181H162V182H164ZM174 181H172V182H174ZM126 182V181H125ZM161 182V181H160ZM124 183V182H123ZM148 183V184H149ZM205 183H206V181L203 183V185L205 186ZM18 186V185H17ZM183 186V187H182ZM203 186V187H204ZM222 185H220V186H218V187H221ZM95 187V186H94ZM126 187H127V185H126ZM202 187V188H203ZM124 188V187H123ZM226 188V187H225ZM216 189L218 190V188L216 187ZM101 190H102V188H101ZM203 190V189H202ZM216 190V193L215 194H217V192L219 191V190H221L222 192L220 193V191H219V198L221 199V200H223V201H219V200H215V202L214 203H216V201L218 202V204L216 203V207H220L221 205H223L225 208H230V210L231 211H238L239 210V208H234L233 209V206L235 205L234 204V202H238L237 201V199L235 198V197H232V199H231V201L229 200V197L232 195L231 194V192H229V191H227L228 193H230V194H228V193H224V192H226V190L224 191V188L223 187H221V189H219L218 191ZM57 192H59V191H57ZM157 192H159V196H160V194H161V196L160 197H165L164 199H159L160 197L159 196H157V197H159V198H156V193ZM161 192V193H160ZM202 191L200 190V192H198V193H201ZM213 195H214V193H213ZM57 196H59V195H57ZM56 196V197H57ZM123 198H122V197ZM216 196V195H215ZM218 196L215 198V199H218ZM119 197H121V198H119ZM151 197V198H150ZM246 197L248 198V199H250L251 201H252V204L256 207V211H253V212H250V211H241L242 210V207H241V210H239V212H241L242 214H244V215H247V216H249V217H252V216H259L260 215V212H261V205H259V203H258V201L256 200V197H255V193L253 192L252 193V195L251 196H247L246 195ZM93 198H94V196H93ZM198 198V199H197ZM159 201H158V200ZM158 202H157V201ZM207 200V199H206ZM227 202L228 204H230V205H227V207H226V205H225V202ZM157 202V203H156ZM162 202V201H161ZM160 202V203H161ZM188 202V203H187ZM219 202H221V203H219ZM205 203H206V201H205ZM156 204H158V205H156ZM165 204H167V200H166V203H164V205ZM234 204V205H233ZM232 205V206H231ZM89 206V205H88ZM91 206V205H90ZM89 206V207H90ZM189 206H191V208L189 207ZM244 206V205H243ZM67 206H65V205H63V204H59L58 205V207H57V210H58V217H56L59 221H61L64 225H62V223H61V226H58V227H63V226H65V227H67L69 230H72V232H74L75 231V227L74 226H76V225H80V228H83V226H84V224L85 223H89V213L87 212V211H85L84 210V208H85V205L84 204H81V208H77V207H75V206H72V208L71 209H68V208H66ZM238 209V210H237ZM244 209V208H243ZM70 210H74V212H72V213H70ZM212 209L211 208H209L208 209V211H211ZM1 211V210H0ZM53 212L52 213H56V210L55 209H53L52 210ZM2 212V211H1ZM0 212V216H2V214L3 213H1ZM75 212L77 213V214H75ZM78 215V216H77ZM111 216V217H110ZM108 217H110V218H108ZM2 219V218H1ZM6 219V218H5ZM8 219V218H7ZM130 219H131V217H130ZM233 219H235V220H237V221H239L240 219H241V216H234L233 217ZM4 220V219H3ZM3 220H2V230H0V243H3V241H4V238L7 236L12 242H13V247H15V242L17 241H15V240H13L12 238H13V233L15 232L14 230H13V233H11L12 232V229H13V226H14V224H13V226H12V224H9V223H7V222H5V220H4V222H3ZM55 220V219H54ZM56 221V223H55V221H54V223L56 224V226L58 225V222L59 221ZM71 221V223H68V222H70ZM8 222H10V221H8ZM74 225V226H73ZM16 226V225H15ZM90 226V225H89ZM198 227V226H197ZM198 229H199V227H198ZM155 230V231H154ZM226 234V235H225ZM224 234V236L226 237V238H228V237H230L231 235H229V234H227V233H225ZM54 235H56L55 233L53 234V236H52V234H51V236H52V238H54L55 240H61V238L62 237H58L59 235H56V236H54ZM180 235V236H179ZM50 236V237H51ZM220 236H222V237H219V238H222V239H224L225 237L223 236V235H220ZM85 237H87L88 239H85L84 240V238ZM232 238V237H231ZM63 239V238H62ZM157 240H159V241H157ZM188 240V241H187ZM190 240H192V241H190ZM197 240H199V238L197 239ZM197 240H196V247H197V245H198V243H200V241H198L197 242ZM195 241V240H194ZM33 243H35L36 245H37V247L39 248V251H36V253H35V255H33V256H30L29 258L31 259V258H37V259H39V261L37 260V259H35V260H37V261H34V260H32L31 259V261H32V263H31V261H29L30 262V264H42V261L45 259V261H46V258L47 259H51L50 257H52L51 256V254L49 253V245L52 243V240H48L47 241V243H45V242H43V241H40V240H35V241H33ZM100 243H101V239H100V235L99 234H97V233H88V232H85V231H83V234L80 236V239L78 240V241H76L75 239H73L72 240V242H71V245H72V247H70V248H67V249H65V252H64V258L63 259H68V260H71V259H74V258H76V256L77 255H79V257L81 258V259H87L88 258V254H89V252H91L95 247H97L98 245H100ZM188 244V245H191V247H190V249L192 248V250H194L195 249V245H194V242H193V244L191 243V244ZM186 246V247H189V246ZM193 245H194V247H193ZM175 248V249H174ZM181 248V249H180ZM169 249H174V253H173V255L171 254L170 255V253L169 252H173V250L172 251H170ZM186 249V248H185ZM190 249L188 250V248H187V250L188 251H190ZM191 250V251H192ZM175 251H177V253H175ZM181 251H182V253H181ZM234 252V251H233ZM232 252V253H233ZM249 252H251V250H249ZM255 252H257V254L259 255L260 253H259V249L258 250H256ZM178 253H179V255H178ZM181 253V254H180ZM126 255H127V257L129 258V259H132V258H134V257H136L137 256V249H136V247H132L131 248V250H126ZM40 256H44V259L41 257V259H43V260H41L40 259ZM172 256V258H170ZM181 257V258H179V257ZM184 256V257H183ZM185 256H188V258L186 257L185 258ZM177 257H178V259H177ZM53 258V257H52ZM61 258V257H60ZM246 258V257H245ZM29 259V260H30ZM62 259V258H61ZM168 259V260H167ZM175 259H177V261L175 260ZM236 259V258H235ZM176 261V262H175ZM39 262V263H38ZM43 263H44V261H43ZM165 264H167V263H165Z\"/></svg>", "mask_w": 264, "mask_h": 264}]
</instances>
